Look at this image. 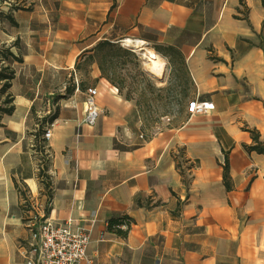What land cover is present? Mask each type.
Wrapping results in <instances>:
<instances>
[{
    "label": "crops",
    "instance_id": "crops-1",
    "mask_svg": "<svg viewBox=\"0 0 264 264\" xmlns=\"http://www.w3.org/2000/svg\"><path fill=\"white\" fill-rule=\"evenodd\" d=\"M0 11V44L19 58L0 55L14 70L13 110H0V264H26L45 218L91 228L93 264H264V154L246 148L249 130L264 146V0H2ZM127 39L164 61L155 101L179 105L156 128L121 91V57L143 60ZM193 101L214 108L190 114ZM123 215L125 237L108 230Z\"/></svg>",
    "mask_w": 264,
    "mask_h": 264
},
{
    "label": "built area",
    "instance_id": "built-area-1",
    "mask_svg": "<svg viewBox=\"0 0 264 264\" xmlns=\"http://www.w3.org/2000/svg\"><path fill=\"white\" fill-rule=\"evenodd\" d=\"M98 91L95 87L86 89L84 102V122L95 123L99 108L96 104ZM214 108L211 102L193 101L187 105L190 114L204 113ZM44 138L50 136L46 129ZM142 138L143 135H140ZM91 228L69 219L56 224L45 218L38 225L32 224L27 247L23 252L26 264H93L88 255Z\"/></svg>",
    "mask_w": 264,
    "mask_h": 264
},
{
    "label": "rangeland",
    "instance_id": "rangeland-1",
    "mask_svg": "<svg viewBox=\"0 0 264 264\" xmlns=\"http://www.w3.org/2000/svg\"><path fill=\"white\" fill-rule=\"evenodd\" d=\"M3 15V12L0 11V31L3 30ZM6 48L7 45L0 44V55ZM136 59V56L131 54H125L120 59L122 63L118 66V73H120L119 78L121 77L124 83L121 91L125 97L132 98L136 105L142 107V113L156 128L159 117L169 115L168 113L171 114L179 105L155 101V96L157 97L158 93L153 85L155 77ZM150 99L151 101L148 102Z\"/></svg>",
    "mask_w": 264,
    "mask_h": 264
},
{
    "label": "trees",
    "instance_id": "trees-1",
    "mask_svg": "<svg viewBox=\"0 0 264 264\" xmlns=\"http://www.w3.org/2000/svg\"><path fill=\"white\" fill-rule=\"evenodd\" d=\"M111 44L108 41H103L97 44L96 48H101V47H109ZM8 56H12L13 58H15V56H13L11 54V52L8 49H5L3 51L2 57L6 58ZM16 60H19V58H15ZM14 76V70L10 68L9 65L6 66H1L0 68V80L3 81L2 87H1V93H6L10 87V82L12 80ZM3 103L6 105L5 107H1L0 106V110L10 113L13 110V105L12 103V98L10 96V93L7 92L5 97H4V101ZM251 136H252V140L253 143L249 146H246V148L248 150H254L258 153H262L264 154V146L263 144L260 142L258 134L255 132V130H249ZM228 161L227 158L225 160L224 166H223V178H224V183L226 184V187L229 188V182H228ZM132 222V219L127 216V215H123L120 217H117L115 219H112L109 224H108V230L110 232H113L121 237H125L128 233V230L130 228V224ZM122 225H126L125 229H122L121 226Z\"/></svg>",
    "mask_w": 264,
    "mask_h": 264
},
{
    "label": "bare ground",
    "instance_id": "bare-ground-1",
    "mask_svg": "<svg viewBox=\"0 0 264 264\" xmlns=\"http://www.w3.org/2000/svg\"><path fill=\"white\" fill-rule=\"evenodd\" d=\"M125 44H134V46L142 50V64L148 72H150L155 77H160L163 74L164 61L158 54L146 47H140L142 44L139 41H132L131 39H127L125 40Z\"/></svg>",
    "mask_w": 264,
    "mask_h": 264
},
{
    "label": "water",
    "instance_id": "water-1",
    "mask_svg": "<svg viewBox=\"0 0 264 264\" xmlns=\"http://www.w3.org/2000/svg\"><path fill=\"white\" fill-rule=\"evenodd\" d=\"M150 73V72H149Z\"/></svg>",
    "mask_w": 264,
    "mask_h": 264
}]
</instances>
